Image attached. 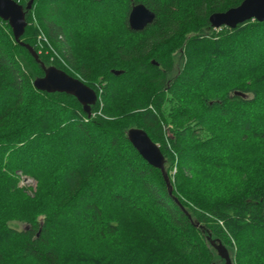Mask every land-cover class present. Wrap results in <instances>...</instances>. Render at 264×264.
Returning a JSON list of instances; mask_svg holds the SVG:
<instances>
[{
  "label": "trees",
  "instance_id": "16d2710c",
  "mask_svg": "<svg viewBox=\"0 0 264 264\" xmlns=\"http://www.w3.org/2000/svg\"><path fill=\"white\" fill-rule=\"evenodd\" d=\"M242 1L35 0L21 42L38 54L34 14L56 53L40 61L96 92L89 117L33 88L43 71L0 20V264H225L218 245L264 264V23L208 22ZM137 4L155 15L142 32ZM130 129L159 147L171 194Z\"/></svg>",
  "mask_w": 264,
  "mask_h": 264
},
{
  "label": "water",
  "instance_id": "95a60500",
  "mask_svg": "<svg viewBox=\"0 0 264 264\" xmlns=\"http://www.w3.org/2000/svg\"><path fill=\"white\" fill-rule=\"evenodd\" d=\"M24 6L14 0H0V20L6 22L12 32L16 44L28 51L43 71V76L33 81V88L39 92L48 94L60 93L71 96L81 105L86 116H90L91 107L97 102V94L94 90L85 86L81 81L73 78L53 66L45 67L40 61L34 49L21 42L27 27L25 12L30 11L35 0H26ZM155 19L153 12L148 10L143 4L132 5L127 17L128 27L133 32H142L151 25ZM249 21L264 23V0H243L235 8L222 13H213L208 17L209 25L212 29L222 27L235 29ZM114 76H119L120 71H111ZM235 96L245 98L243 93L235 92ZM127 139L140 157L152 168L159 170L166 183L168 193L171 194L172 186L164 169V159L159 147L154 144L148 135L141 129H130ZM214 242L211 245L214 246ZM218 256L225 264H232V261L224 247L215 246Z\"/></svg>",
  "mask_w": 264,
  "mask_h": 264
},
{
  "label": "rangeland",
  "instance_id": "374dc122",
  "mask_svg": "<svg viewBox=\"0 0 264 264\" xmlns=\"http://www.w3.org/2000/svg\"><path fill=\"white\" fill-rule=\"evenodd\" d=\"M36 18L34 16V14H31V19H30V24L32 26H34L36 28V38H35V45L37 46L39 43V40H41L42 46L43 48L41 49V53L40 54H44L46 56L50 57V60H54L56 58V53L55 50L52 48V46L49 44L48 40L46 39L44 33L38 28L37 26V22H36ZM6 23V22H4ZM218 30V29H217ZM137 36H131V38H135ZM134 42V41H133ZM132 42V43H133ZM39 54V53H38ZM60 66L63 67L66 71L69 72V74H72L76 77H78V75L73 72L71 69H68L67 65L63 62H60ZM79 78V77H78ZM175 173V169L172 170L171 175H174ZM19 179V187L25 189L26 194L30 197H32L36 191V183L33 182V180H31L30 178H26L25 176H23L21 173H16ZM29 180V181H26ZM10 226L17 229V230H23L26 228V224L25 223H21V222H12L10 223ZM70 250V248H69Z\"/></svg>",
  "mask_w": 264,
  "mask_h": 264
},
{
  "label": "built area",
  "instance_id": "2783aa9c",
  "mask_svg": "<svg viewBox=\"0 0 264 264\" xmlns=\"http://www.w3.org/2000/svg\"><path fill=\"white\" fill-rule=\"evenodd\" d=\"M36 47L38 49V53L40 54L42 52L41 49L43 48L41 40H39V43H38V45ZM26 181H29V180H26Z\"/></svg>",
  "mask_w": 264,
  "mask_h": 264
}]
</instances>
